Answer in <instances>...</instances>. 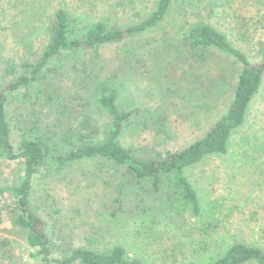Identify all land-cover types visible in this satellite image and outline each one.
<instances>
[{
  "label": "rangeland",
  "instance_id": "rangeland-1",
  "mask_svg": "<svg viewBox=\"0 0 264 264\" xmlns=\"http://www.w3.org/2000/svg\"><path fill=\"white\" fill-rule=\"evenodd\" d=\"M155 1L0 0L1 84L30 73L48 44L47 27L60 6H93L95 17L125 27L145 18ZM187 3L185 11L175 5L165 21L139 35L98 50L65 51L32 85L11 93L8 114L15 153L22 139L35 136L51 145L70 140L68 148L81 136L105 139L112 116L100 105L104 87L118 91L122 112L134 111L121 142L137 156L180 150L202 137L226 111L238 65L214 51L203 68L196 65L187 57H197L181 45L183 34L194 23H210L256 62L264 43V0ZM34 11L39 18L32 16ZM30 21L31 31L25 28ZM221 63L230 73L219 82V92L204 94L198 77L212 75L209 70ZM122 171L95 158L35 175L30 198L52 239L51 259L78 246L105 250L122 244L129 257L149 264H201L236 241L264 249V87L246 124L233 136L229 153L209 156L188 172L204 205L202 217L188 212L173 223L177 210L146 193L151 190L146 184L140 190L127 183L122 187L128 179ZM24 173L22 158L0 155V189L18 185ZM120 197L132 200L120 208ZM138 197L150 208L136 206ZM16 199L10 191L0 195V264H43L41 256L33 255L37 250L28 244L26 231L14 222Z\"/></svg>",
  "mask_w": 264,
  "mask_h": 264
},
{
  "label": "trees",
  "instance_id": "trees-1",
  "mask_svg": "<svg viewBox=\"0 0 264 264\" xmlns=\"http://www.w3.org/2000/svg\"><path fill=\"white\" fill-rule=\"evenodd\" d=\"M186 3L187 0H156L145 18L125 27H118L110 24L108 19L95 17L93 6L88 10L74 9L69 5L60 6L52 15L47 27L50 35L48 44L30 73L17 77L5 86L0 81V155L14 159L22 158L25 164L24 179L18 185L0 189V195L10 191L16 196L17 211L14 222L26 231L28 244L37 250L33 255L41 256L43 264H149L138 257H129L126 247L122 244L105 250L78 246L64 253L61 259H51L52 239L45 220L34 210L30 198L34 177L44 168L60 169L76 161L105 159L120 167L123 170L122 175L128 177L126 182L121 183L122 187H126L127 183L135 188L138 186L137 189L140 190L146 184L151 187L146 193H152L162 199L165 204L163 206L176 209L177 212L171 215L173 223L185 217L188 212L195 217L203 216V202L188 172L209 156L228 154L233 136L246 124L251 104L264 87L263 42L260 43L259 60L252 62L246 52L235 46L224 32L210 23H194L185 30L181 45L185 47L184 50L188 49L193 57H197H187L188 60L197 63L196 65L200 62L198 66L203 68L202 65H206L211 52L214 51L233 60L238 65V71L232 77L233 87L228 89L232 92V98L226 111L202 137L180 150L143 158L125 147L121 136L134 111L122 112L117 105L118 91L107 87L102 89L99 101L112 116V122L103 140H96L90 135L81 136L77 145L68 148V145H72L70 140L51 145L42 136H35L22 139L18 146L19 152L15 153L8 114L9 95L24 86L32 85L54 57L65 51L98 50L105 45L144 33L165 21L175 9V5H181L182 7L176 8L185 11L188 4ZM32 16L40 17L37 11H34ZM33 27L31 21L25 26L29 30ZM23 31L26 33L25 29ZM213 66L218 74L214 73ZM213 66L209 71L212 75L214 73V76L200 74L198 77L199 89L204 94L210 92L213 95L215 89L219 92V82H224L225 76L230 73L223 63ZM128 200L130 202L132 199L120 197V208L128 206ZM144 203L145 199L138 197L135 205L141 209L145 208L143 210L150 208ZM163 212L164 217L166 212ZM2 222L3 215L0 211V225ZM208 256L201 264H264V249L243 241L233 242L222 252Z\"/></svg>",
  "mask_w": 264,
  "mask_h": 264
}]
</instances>
